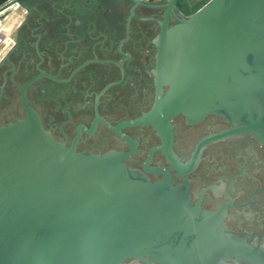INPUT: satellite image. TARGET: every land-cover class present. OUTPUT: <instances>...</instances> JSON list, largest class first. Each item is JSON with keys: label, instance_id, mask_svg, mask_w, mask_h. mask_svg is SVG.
<instances>
[{"label": "water", "instance_id": "water-1", "mask_svg": "<svg viewBox=\"0 0 264 264\" xmlns=\"http://www.w3.org/2000/svg\"><path fill=\"white\" fill-rule=\"evenodd\" d=\"M129 1L132 14L147 3ZM176 2L164 3L154 38L155 102L128 123L157 129L175 166L179 113L191 123L217 114L232 125L201 145L237 132L264 143V0H209L183 16ZM39 76L20 85L25 117L0 125V264H226L241 252L231 232L227 244L200 232L187 186L163 167L156 170L167 176L151 181L124 161L129 153L94 154L58 140L25 92Z\"/></svg>", "mask_w": 264, "mask_h": 264}, {"label": "flooded vegetation", "instance_id": "flooded-vegetation-1", "mask_svg": "<svg viewBox=\"0 0 264 264\" xmlns=\"http://www.w3.org/2000/svg\"><path fill=\"white\" fill-rule=\"evenodd\" d=\"M165 2L147 0L133 14L129 0L13 2L26 14L0 51V125L25 117L20 85L40 75L25 92L58 140L94 154L129 153L124 161L151 181L167 176L156 170L163 167L172 183L187 186L200 232L219 244L231 232L244 243L226 264H264V143L237 132L201 145L232 125L217 114L191 123L179 113L172 120L175 166L159 148L157 129L128 123L155 102L154 38ZM176 11L186 15L177 2ZM176 22L172 15L170 25Z\"/></svg>", "mask_w": 264, "mask_h": 264}, {"label": "crops", "instance_id": "crops-1", "mask_svg": "<svg viewBox=\"0 0 264 264\" xmlns=\"http://www.w3.org/2000/svg\"><path fill=\"white\" fill-rule=\"evenodd\" d=\"M11 0H0V7L10 2ZM191 1H199V0H191ZM26 14L25 10H21L16 6H10L5 11L0 14V23L7 33H10L12 29L15 28L17 23L24 17Z\"/></svg>", "mask_w": 264, "mask_h": 264}, {"label": "trees", "instance_id": "trees-1", "mask_svg": "<svg viewBox=\"0 0 264 264\" xmlns=\"http://www.w3.org/2000/svg\"><path fill=\"white\" fill-rule=\"evenodd\" d=\"M209 0H199L196 2H199L196 7V2L191 0H177V6L179 9L186 15H190L197 11L200 7H202L206 2Z\"/></svg>", "mask_w": 264, "mask_h": 264}, {"label": "built area", "instance_id": "built-area-1", "mask_svg": "<svg viewBox=\"0 0 264 264\" xmlns=\"http://www.w3.org/2000/svg\"><path fill=\"white\" fill-rule=\"evenodd\" d=\"M9 41V36L6 30L3 28L0 23V50L4 49Z\"/></svg>", "mask_w": 264, "mask_h": 264}, {"label": "rangeland", "instance_id": "rangeland-1", "mask_svg": "<svg viewBox=\"0 0 264 264\" xmlns=\"http://www.w3.org/2000/svg\"><path fill=\"white\" fill-rule=\"evenodd\" d=\"M198 3H199V2H196V3H195V4H196V7H197ZM0 51H1V50H0Z\"/></svg>", "mask_w": 264, "mask_h": 264}]
</instances>
